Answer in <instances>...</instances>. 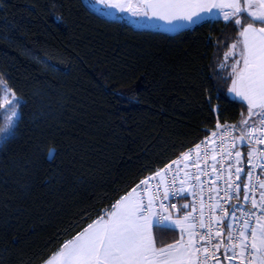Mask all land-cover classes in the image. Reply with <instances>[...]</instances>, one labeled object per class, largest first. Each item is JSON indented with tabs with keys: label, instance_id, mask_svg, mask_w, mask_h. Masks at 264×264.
I'll return each instance as SVG.
<instances>
[{
	"label": "trees",
	"instance_id": "1",
	"mask_svg": "<svg viewBox=\"0 0 264 264\" xmlns=\"http://www.w3.org/2000/svg\"><path fill=\"white\" fill-rule=\"evenodd\" d=\"M238 38L222 19L168 34L83 0H0V80L21 104L15 138L0 144V264H43L86 213L247 116L219 67ZM152 231L158 244L179 239Z\"/></svg>",
	"mask_w": 264,
	"mask_h": 264
},
{
	"label": "snow or ice",
	"instance_id": "2",
	"mask_svg": "<svg viewBox=\"0 0 264 264\" xmlns=\"http://www.w3.org/2000/svg\"><path fill=\"white\" fill-rule=\"evenodd\" d=\"M96 3L104 5L105 15L120 13L117 19L138 27L183 31L221 19L235 26L239 38L225 54V60L231 58L232 62L219 67L231 69L227 73L231 78L228 91L245 105L247 116L242 113L238 124L217 123V129L227 131L219 133L220 143L211 154L208 145L216 143L212 140L218 135L216 131L140 180L95 219L86 213L92 222L61 244L43 264H264V0ZM0 92V108L4 109L0 115L9 126L0 132L7 133L3 143H8L15 138L21 104L3 80ZM233 130L239 135L225 148L224 138ZM55 152V148L49 149V160ZM190 165L195 171H184ZM157 207L168 213L165 219H170L171 210L179 214L172 230L179 227L180 236L172 243L158 244L152 234L153 217L159 215ZM83 222L81 219L74 227Z\"/></svg>",
	"mask_w": 264,
	"mask_h": 264
},
{
	"label": "built area",
	"instance_id": "3",
	"mask_svg": "<svg viewBox=\"0 0 264 264\" xmlns=\"http://www.w3.org/2000/svg\"><path fill=\"white\" fill-rule=\"evenodd\" d=\"M226 124L232 125V124H230V123H226ZM222 125H224V124H222ZM213 131H216V132L218 133V135H217L216 137H213V138H212V140H215V141H216L215 144L209 142L208 148H209V152H210V154H211V149L214 148V147H217V146L219 145V143H220L219 133L222 132V131H227V130H226V129H217V128L215 127V128L212 129V130H208V131H206V134H209V133H211V132H213ZM206 134H205V135L203 136V138H201L197 143H199L200 141L204 140ZM238 135H239V131H238V130H233L228 136H226V137L224 138V139H225L224 147H225V148L230 147V146H231V143L233 142V141H232V138H233V137H236V136H238ZM193 145H194V144H193ZM193 145H192V146H193ZM237 146H238V147L240 146V145H239V141H237ZM187 150H188V148H187L185 151H187ZM201 151H203V145H202ZM179 155H180V154H179ZM179 155H178V156H179ZM178 156H177V157H178ZM177 157H175V158L172 159V160L177 159ZM218 158H219V157H218ZM192 159H193V160L195 159V155H194V154H193V156H192ZM172 160H171V161H172ZM171 161H169L167 164H170ZM209 163H211V160H210V159H209ZM167 164H166V165H167ZM182 164H183V162H181V166H182ZM201 166H203V161H201ZM164 167H165V165H164L163 167H161V168H164ZM161 168H159V169H161ZM159 169H158V170H159ZM174 170H175V167H174L173 171H174ZM184 171H187V172H194V171H195V168H193V167L190 165L188 168L184 169ZM183 174H184V172L182 171V172L180 173V175L183 176ZM151 175H152V174H150V175H148V176H146V177H149V176H151ZM146 177H145V178H146ZM145 178H143V179H145ZM143 179H141V180H143ZM202 179H204V178L202 177ZM167 180H168L169 182L172 180V173H171V172L168 174V176H167ZM138 183H139V182H138ZM138 183H137V184H138ZM135 186H136V185H135ZM135 186H134V187H135ZM151 186H152L153 189L155 188V180L151 181ZM177 186H179V182H178V181H177ZM134 187H133V188H134ZM221 187H223V184H222V183H221ZM130 191H131V190H130ZM204 195H205V198H206V197H207V192H205ZM189 199H191V197H190ZM183 202H184V201H181V203H183ZM164 203L167 204L168 201H164ZM226 206H227V205H226ZM155 211H156L157 213H159V215L153 217V220H152V229H153L154 227H164V226H167L168 223H170V222H174V221L177 219L178 215H179L175 210H171V211H172V215H171L170 219H165V217L168 216V213H167V212H164L163 210L159 209L158 207L155 208ZM173 227H174V226H169V228H173ZM209 264H211V262H209Z\"/></svg>",
	"mask_w": 264,
	"mask_h": 264
},
{
	"label": "rangeland",
	"instance_id": "4",
	"mask_svg": "<svg viewBox=\"0 0 264 264\" xmlns=\"http://www.w3.org/2000/svg\"><path fill=\"white\" fill-rule=\"evenodd\" d=\"M84 2H85V4L91 9V10H93V11H95V12H97V13H99V14H101L102 16H105V17H108V18H113V19H116V20H119V19H117L116 17L118 16V15H121L120 13H116L115 15H105L104 14V11H102L103 9H104V5L103 4H98V3H96V0H83ZM111 11H113V12H115V10H111ZM119 21H121V22H124V23H126V24H128V25H130V26H132V27H134L135 29H143V30H151V31H159V32H164V33H168V34H173V33H176V32H178L179 30H177V31H169V30H166V29H164V28H146V27H138V26H136V25H133V24H130V23H128L126 20H119ZM158 23H162V22H158ZM235 42V41H234ZM233 42V43H234ZM232 44V43H231ZM231 46V45H230ZM230 46H228L229 47V49H230ZM229 49L228 50H226V52L224 53V56L222 57V60H221V63H225V64H230L231 62H232V60H231V58H228L227 60H225V54L229 51ZM224 70H225V74L227 75V73L228 72H230L231 71V69L230 68H227V67H225V68H223ZM228 76V75H227ZM229 77V76H228ZM230 78V77H229ZM229 86L228 87H230V85H231V78H230V81H229V84H228ZM227 95L230 97V98H232V97H234L233 95L234 94H232V93H229V91L227 90ZM9 99H11V96H9ZM3 102V94H2V98H1V103ZM19 102H20V100H19ZM2 109V111H1V114H3L4 113V109L3 108H1ZM253 119H255L254 117H253ZM0 129H7L9 126H8V124H7V120L5 119V118H3L2 117V115H1V123H0ZM7 133L6 132H0V144L2 143V141H3V137L6 135ZM171 225H174L173 223H168L167 224V226H171ZM179 228V227H178ZM180 231V230H179ZM179 236H180V232H179Z\"/></svg>",
	"mask_w": 264,
	"mask_h": 264
},
{
	"label": "crops",
	"instance_id": "5",
	"mask_svg": "<svg viewBox=\"0 0 264 264\" xmlns=\"http://www.w3.org/2000/svg\"><path fill=\"white\" fill-rule=\"evenodd\" d=\"M228 86H229V85H228ZM228 88H229V87H228ZM228 88H227V90H228ZM233 96H234V95H233ZM232 98H233V99H236V100H238V101H240L239 98H234V97H232ZM240 102H241V101H240ZM171 223H173V222H171ZM171 226H174V225H171ZM175 228H176V230L178 231V234H179V232H180L179 230H180V229H179L178 227H175ZM152 234H153V231H152Z\"/></svg>",
	"mask_w": 264,
	"mask_h": 264
}]
</instances>
